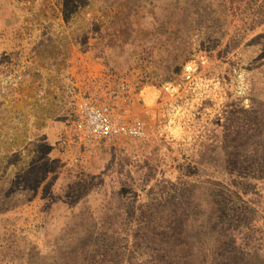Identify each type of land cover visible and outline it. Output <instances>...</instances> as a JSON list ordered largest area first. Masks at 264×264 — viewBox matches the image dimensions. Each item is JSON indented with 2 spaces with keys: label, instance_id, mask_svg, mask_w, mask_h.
Masks as SVG:
<instances>
[{
  "label": "rangeland",
  "instance_id": "rangeland-1",
  "mask_svg": "<svg viewBox=\"0 0 264 264\" xmlns=\"http://www.w3.org/2000/svg\"><path fill=\"white\" fill-rule=\"evenodd\" d=\"M0 264H264V0H0Z\"/></svg>",
  "mask_w": 264,
  "mask_h": 264
},
{
  "label": "built area",
  "instance_id": "built-area-1",
  "mask_svg": "<svg viewBox=\"0 0 264 264\" xmlns=\"http://www.w3.org/2000/svg\"><path fill=\"white\" fill-rule=\"evenodd\" d=\"M190 71L191 67L185 66L186 79L190 78ZM78 119V126L90 136L107 137L116 132L115 125L105 108L93 109L82 105ZM126 132L136 137L145 135L143 128L139 125L129 127Z\"/></svg>",
  "mask_w": 264,
  "mask_h": 264
}]
</instances>
